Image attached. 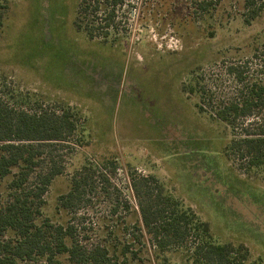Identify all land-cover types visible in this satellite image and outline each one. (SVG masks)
Returning <instances> with one entry per match:
<instances>
[{
	"label": "rangeland",
	"instance_id": "374dc122",
	"mask_svg": "<svg viewBox=\"0 0 264 264\" xmlns=\"http://www.w3.org/2000/svg\"><path fill=\"white\" fill-rule=\"evenodd\" d=\"M76 3L9 0L0 30V79L10 104L75 108L87 128L86 147L58 153L65 167L43 197L42 217L70 223L81 242L111 255L127 247L131 264H183L193 236L160 251L133 229L139 214L130 173L151 176L208 224L217 244L241 245L264 264L262 176L224 153L247 122L232 129L215 116L240 92L229 68L255 73L251 54L263 41L264 0L249 8L244 0H132L106 41L75 30ZM86 164L95 173L83 203L74 214L57 211Z\"/></svg>",
	"mask_w": 264,
	"mask_h": 264
},
{
	"label": "trees",
	"instance_id": "16d2710c",
	"mask_svg": "<svg viewBox=\"0 0 264 264\" xmlns=\"http://www.w3.org/2000/svg\"><path fill=\"white\" fill-rule=\"evenodd\" d=\"M129 1L132 0H77L73 26L90 41H106L119 28L118 12ZM8 2L0 0V30ZM244 5L254 6L253 0H244ZM253 15L252 19L256 12ZM262 37V43L251 54L254 74L242 66L229 68L240 92L215 116L232 129L247 122L224 153L236 156L241 169L257 171L264 182V31ZM2 87L0 79V184L7 180L5 198L0 203V264H131L127 247L111 255L99 244L81 242L70 223H52L42 217L43 197L64 171L65 162L58 153L66 150V156H70L77 148L88 145L81 114L71 107L50 110L14 106L10 104L14 98ZM252 127L253 131H249ZM108 165L113 161L103 162L101 168ZM90 172L95 170L86 164L73 174L69 191L58 198L57 211L77 212L86 186L90 188ZM129 179L138 201L139 220L133 229L147 234L160 251L193 236V249L183 264H261L259 259H251L241 245L217 244L208 224L165 194L153 177L133 178L130 173ZM160 264L168 262L163 259Z\"/></svg>",
	"mask_w": 264,
	"mask_h": 264
}]
</instances>
